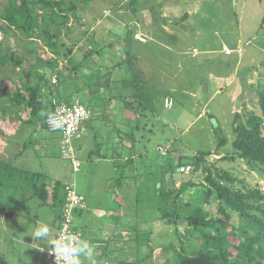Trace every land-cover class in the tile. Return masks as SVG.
Returning <instances> with one entry per match:
<instances>
[{"label": "rangeland", "instance_id": "374dc122", "mask_svg": "<svg viewBox=\"0 0 264 264\" xmlns=\"http://www.w3.org/2000/svg\"><path fill=\"white\" fill-rule=\"evenodd\" d=\"M73 2L78 8L77 19L70 17L67 23L69 33L61 28L59 43L72 50L71 57H74L75 62H80L87 51L97 50L99 52L100 49L105 51L101 56L94 52V62L89 66L92 71L85 70L83 67L79 73L81 72L85 76L88 72L99 70V74L94 75L97 79V76H100L106 69L105 78H107L108 75L110 76V70L117 66H112V60L108 58L107 61V57L117 56L122 57L123 60V56L124 59L129 58L126 56L127 51L131 56H133L132 54L138 56L139 60L130 57V67L136 77L134 92L136 94L144 92L148 98L144 101L141 96L143 103L139 108L142 116L138 123L134 120L133 129L128 130L129 136L124 139L134 143L137 155L133 166L137 169L134 173L136 177L130 176V187L122 190V194L131 196V199L127 200L128 203L125 204L124 211L128 206H131L130 211L135 214L134 221L138 228L137 232H139L137 244L138 250L140 249L137 264H172L173 248L179 250L182 242L184 247L188 246L190 239L187 240L188 236H186L185 227L182 224L175 228L168 223L169 220L164 222L155 219L158 216L157 212L153 210L156 207L155 185L162 177L161 174L163 175L161 166L163 167L166 162L173 165L170 183L175 189L186 182L196 184V187L188 188L181 195L185 200L190 196L198 200L197 194L201 192L203 186V174L200 171L181 174L175 166L178 163L177 160L191 158L198 151H210L212 154L207 158L208 162H215L219 168L232 171L235 175L240 174L250 182H258L264 189L263 179L256 172H249L244 162L236 160L227 164L217 161L219 156L217 155L216 129L220 128L222 135L227 139L226 146L219 152L227 153L232 151L231 143L235 138L233 121L236 114L241 116V122L246 121L243 116L245 109L257 116L261 114L260 106L257 103V89L249 91L244 77L249 65L245 63V59L243 62H239L237 67L239 72L235 76L233 65L237 60L236 55L224 57L220 53L206 55L201 52L220 51L222 43H226L228 49H232V38L229 39L232 36L235 39L240 37L244 41L251 40V46L243 47L248 51L259 47L260 43H264V0H262L263 5H259L258 0H87V5L78 0H73ZM242 2H245L244 7H240ZM154 26H157V30ZM162 26L167 27L170 34L159 31ZM145 29L156 30V37H160L162 43L159 45L133 42L131 33ZM139 37L142 41H146L142 35ZM123 39L126 40V44ZM90 43H92V49H89L88 44ZM83 45L89 47L83 51L81 50ZM190 47H195L199 51V57L188 60L187 56L178 55L179 51L185 52ZM39 53L42 55L41 50ZM110 53L112 56L108 55ZM147 55L151 57L152 62L146 60L148 62L143 63L141 59H145ZM158 56L161 58L157 59ZM47 57V54L43 55L44 59ZM117 57L115 58L117 59ZM30 59L31 64H37L34 56ZM104 59L106 60L104 61ZM246 59L250 58L246 55ZM63 61L65 59L60 57L59 63H62L59 65L60 68L66 66ZM35 68L37 67L35 66ZM256 69L259 68L256 66ZM11 70L12 68L9 69V71ZM135 71L138 73L136 74ZM129 74L126 73L128 76ZM260 74H264V69L253 74V83L264 82V76L262 77ZM16 75L18 74L16 73ZM145 79H147L146 83ZM110 84L112 87L113 83ZM146 85L149 91H145ZM109 89L111 90V88ZM100 92L103 93V90L101 89ZM78 94V97L81 98L82 93L78 92ZM105 96L107 97V95ZM165 99H168L167 103H165ZM91 108L92 111H95L93 107ZM200 112L201 116L198 117ZM11 118L12 122H7ZM97 118L98 116L93 115L92 122L95 123ZM15 121L11 115L0 117V159H3L2 152H6L4 144L8 148L10 144H14V146L17 144L21 147L24 142L30 143L32 137H35L33 139L38 136L41 138L56 137L54 133L45 129H33V126H30L32 128H20L18 123H14ZM38 123L41 122L38 121ZM136 125L137 129H135ZM89 140L93 141L92 136L75 142H88ZM166 145L169 146L167 156H161L155 151L156 147ZM121 153L124 156V152ZM54 157L50 168V171L53 168L51 177L55 178L60 168L64 167L60 177L57 178L59 179L58 183L61 184L60 181L64 180V176L71 172L70 166L60 158L59 153L54 154ZM40 162L45 163L43 160ZM8 165H13V163ZM90 168L94 170L96 176L92 179L85 177L84 184L86 185L88 183L91 185L96 179L104 180L102 185H105L114 173L111 165L103 163L93 164ZM1 171L5 172L0 168V173H3ZM10 171H12L11 168ZM115 172H117L116 176H113L115 179L105 187L111 188L110 184L114 185L121 179L118 171L115 170ZM5 173L8 174L7 171ZM168 174L170 173L168 172ZM79 175H82V169L77 177ZM1 179L4 181L7 178L1 177ZM49 181H51L50 178L47 182ZM166 181L165 179L164 183L168 187L169 180L168 183ZM22 182L21 178L20 183ZM169 186L171 185L169 184ZM6 189L8 187L5 186L0 189V196L8 194V192L5 193ZM77 190L80 193V189L77 188ZM92 192L93 190L90 188L89 194ZM97 195L101 196V193L98 192ZM104 195L110 196L113 193L110 194L106 191ZM95 200L99 207L105 204L102 197ZM209 202L205 208L209 215L214 217L217 204L214 200ZM121 204H124V200ZM48 208V206H42L38 211L44 214L47 210L49 211ZM53 210L54 208H52ZM39 213L38 217L46 218L49 215H39ZM229 222L237 227V215L232 214ZM169 245L172 248L168 249ZM149 253L150 257L144 258Z\"/></svg>", "mask_w": 264, "mask_h": 264}, {"label": "trees", "instance_id": "16d2710c", "mask_svg": "<svg viewBox=\"0 0 264 264\" xmlns=\"http://www.w3.org/2000/svg\"><path fill=\"white\" fill-rule=\"evenodd\" d=\"M78 1L87 5V0ZM77 10L73 0H0V117L11 115L14 120L22 122L18 115L20 111H14L18 110L17 103L28 116V121L24 125L34 126L40 121L42 129H45L44 123L53 112L54 101L63 100L57 91L43 93L44 81H49L46 80L45 72L48 69L55 71L57 84L66 86V83H71L74 88L77 86L75 76L81 74L79 71L84 62H88L94 52L95 54L97 52L87 51L82 61L75 62L74 57H71L72 50L59 43L61 28L69 33L67 23L71 16L77 19ZM131 38L135 41L134 33H131ZM123 41L126 44V40ZM251 44L252 42L248 46ZM39 50L42 51V55ZM45 54L48 55L46 59L43 58ZM32 56L37 61L36 65L30 63ZM126 56L129 58L126 57L124 59L126 62L123 63L131 70L130 52L127 51ZM60 57L65 59L67 65L58 70ZM16 73L18 75L15 76ZM93 75L96 76V73ZM131 76V81L123 82L122 90L135 83V75L132 73ZM111 82L108 79L97 80L88 86L87 93L96 98L99 91L109 87ZM67 87H64V90ZM257 95L260 116L245 109L246 113L243 115L245 122L240 121L239 114L234 118L235 138L231 143L232 151L219 152L226 146L227 139L222 135L220 128L216 129L219 156L217 161L230 164L240 160L246 164L249 172H256L264 181V83L257 87ZM54 96L56 100H52ZM141 96L144 101L148 98L144 92L127 98L121 94L128 112L134 116L137 123L142 116L139 108L143 103ZM137 127L136 125L135 129ZM211 154L210 151H198L191 158L177 160L175 166L179 169L181 165H190L192 172L200 171L203 174V186L201 192L197 194L198 200L193 196L185 200L181 196L188 188L196 187V184L186 182L175 189L170 183L173 165L166 162L160 167L163 176L155 185L156 207L153 210L158 215L155 219L164 222L169 220L168 223L175 228L182 224L188 236L187 240L190 239L188 246L184 247L182 242L179 250L173 248L172 264H264V189L258 182H250L240 174L235 175L232 171L219 168L215 162H208L207 158ZM131 165L132 161L125 163V167H131L132 171L137 170ZM0 168L8 172L7 174L1 171L3 173H0V187L11 184V181H7L9 176L16 181V168L2 161ZM1 177L7 179L3 181ZM29 179L30 184L36 188L35 180L38 176L34 174ZM165 179L167 183L169 180L171 186L168 184L166 187ZM61 187L58 182L54 184V198L57 195L56 191ZM38 195L43 201L44 195ZM210 200L217 204L214 217H211L205 208ZM232 214L237 215V227L229 222ZM136 239L138 243L139 232ZM167 248L172 246L169 245Z\"/></svg>", "mask_w": 264, "mask_h": 264}, {"label": "crops", "instance_id": "0c3cea01", "mask_svg": "<svg viewBox=\"0 0 264 264\" xmlns=\"http://www.w3.org/2000/svg\"><path fill=\"white\" fill-rule=\"evenodd\" d=\"M258 4L263 5V2L258 0ZM244 6L245 2H242L240 7ZM258 11H256V13H258ZM154 27L156 29L157 26ZM156 30L145 29L144 31L134 32L135 41L133 42L138 40L137 43H152L160 45L162 43V39L160 40V37H156ZM159 31H164L166 34H170L169 29L165 26H162ZM139 35H142L146 41H142ZM230 38H232V49H228V45L226 43H222V45H220V51L201 52L206 55H212L211 53H220L224 57H232L233 55H236L237 60L233 65V72L235 76L239 72L237 70L239 62H243L245 59V63L249 65L248 70H246V73L244 74L249 87L247 89L249 91L257 89V87L264 82H256L257 84H255L252 82V78L253 74L261 69H264V56H262V54H264V43H260L259 47H255V49L248 51L246 48L249 46L246 45V42L250 40L246 39L244 41V39L240 37H236L235 39L233 36L229 37V39ZM91 44L92 43L88 44L90 47L83 45L81 50L84 51V46L92 49ZM225 49L232 51V54L226 55L224 53ZM102 52H105L104 49H100L97 53L98 56H101V54H103ZM108 55L112 56V53ZM132 55L133 56L130 55L131 58L139 60L138 56L134 54ZM178 55H181V57L187 56V59L190 60L192 58L199 57V51L195 47H190L185 52L183 50H181V52L179 51ZM246 55L250 59H246ZM115 57L112 56L106 58L107 61L108 58L109 60H112V66L117 65L110 70V76L108 75L107 77L108 80L112 81L111 83H113V85L110 87L111 84H109V87L103 88V93L100 92L98 97L95 96L96 98L91 97V95L87 93L89 91L87 88L97 79H107L105 78L107 73L106 69L101 74L103 76H97V79L94 78V72H88L85 76L82 73L77 77L75 76L77 85L75 86L76 89L71 83H66V86H68L66 90L68 91L64 90V87H66L65 85L60 83L57 84L58 79L56 78L55 71L48 69L45 72L46 80L49 81H44L45 86L42 87L44 94L51 92L56 93L57 91L63 99L62 101L65 100L64 102L71 104L72 102L78 100L91 111L92 116H98L95 123L92 122V116L85 123L84 126L86 133L81 138L83 139L84 137L92 136L93 141H73L75 154L81 162L80 170L77 173H74L69 162L63 159L69 164L71 172L67 176H64V180L60 181L61 184H59L62 187L59 191H56L57 195L55 198L53 197L54 184L58 182L59 179L57 178L60 177L64 169V167L60 168L61 172L59 171L55 178L51 177V174H53V168L52 171H50L51 162L54 161V154L56 155V153H59L58 134H54L56 137L53 136V138H41V136H38V138L33 139L35 137H32L31 142L28 143L29 146L26 142H24L21 147L17 144V147L16 145L14 146V144H10L9 148L6 144L3 145L6 152H2L3 159H0V161L7 164L13 163L12 166L17 169V178L16 181L10 179L7 180L11 181L10 185L5 186L8 187L5 191V193L8 192V194L0 196V264H52L47 258V250L50 247L48 245V241L44 240L38 242L29 235H31L34 230V226L38 227L42 222H46L52 230V238L56 237L59 228V217L65 203V184H72L75 188L77 187L80 189V193H78L85 198V209L76 210L74 212L72 225L81 239L87 240L94 246V259L96 264H136L137 259L140 257H138L140 249L138 250V244L136 242L138 228L136 227V222L134 221L135 214L130 211L131 206H128L126 211H124L126 208L125 204L128 203L131 196L122 194V190L127 189L130 187L129 185H131L130 178L127 180L126 176H133L134 173H136L135 170L132 171L129 167H125V163L132 161L133 165L131 166L133 167L137 155L134 149V143L132 144V142L124 140L125 138H128L127 136H129L128 134L130 132L128 130L133 128L132 124L135 123V118L128 112L127 106L123 101L121 94L125 96L124 98L131 97V95L136 94L134 92L136 84L132 83V85H129L127 89L122 90L123 82L127 80L131 81L132 76L129 73L133 72L134 74V71L127 70V65L123 63L124 56L123 60L122 57H117V59ZM159 58H161V56H158L157 59ZM106 59H104V61ZM143 59H141L143 63L148 61L152 62L151 57L148 55L144 60ZM63 62L67 65L66 61ZM92 62H94V58L90 57L88 62H84L83 64L84 69L92 71L89 67ZM58 64L61 65L62 63ZM100 66L102 65L100 64ZM256 66L259 69H256ZM62 68L63 67H59L58 70ZM95 73L99 74V70H96ZM126 73L129 74V76L126 75ZM261 76L263 77L264 74ZM53 78L56 80L55 84L52 82ZM146 80L147 79H145V83L147 82ZM109 88H111V90ZM146 88L147 85L145 86V91H149V88ZM78 92L82 93L81 98L78 97ZM105 95H107V97ZM52 100H56L55 96ZM167 100L168 99H165V103H167ZM91 107H93L95 111H92ZM16 108H18V110L14 111H20L18 115L21 117L22 122L15 121L14 123H18V127L20 128H32L30 125H24L25 122L28 121V116L24 113L25 110L17 103ZM248 112H250V110ZM245 113L246 111H244V114ZM199 116H201V112L198 114V117ZM7 122L11 123L12 119L7 120ZM33 128L42 129V124L37 122ZM121 152H124V156H122ZM40 160L45 161V163H41ZM101 163L112 166L114 172L112 174V178L107 180L105 185H102L104 180L99 179L93 181L91 185L90 183L87 185L84 184V181H86L85 177L92 179L96 176L94 170H92L90 166ZM81 169L82 175L77 177V174L81 172ZM115 170L118 171L120 176L124 175L123 178L120 181H117V183H114V185L110 184L111 188L105 187L108 183H111L115 179V177H113L117 174ZM32 173L38 176V179L35 180L36 188L30 184L31 181L29 177ZM161 176L163 175L161 174ZM21 178L23 180L22 183H20ZM48 178H50L51 181L47 182ZM1 188L3 189V186H1L0 189ZM90 188L93 190L91 194H89ZM40 190L41 192H39ZM106 191L110 194L113 193V195H104ZM98 192L101 193V196L97 195ZM38 194H40V196L44 195L43 201L39 198ZM98 197H102V200L105 202V204H102L101 207H99L97 202H95V199ZM123 200L124 204L122 205L121 203H123ZM42 206H48L50 212L47 210L48 212L46 211L44 214L39 213L38 209ZM52 208H54L53 211ZM38 213L39 215H49L46 216V218H44V216L38 217ZM10 226H12V228H10ZM150 255L151 254L149 253L148 255H145L144 258H146V256L150 257ZM141 258L143 257L141 256ZM84 264H90V261L85 260Z\"/></svg>", "mask_w": 264, "mask_h": 264}, {"label": "built area", "instance_id": "2783aa9c", "mask_svg": "<svg viewBox=\"0 0 264 264\" xmlns=\"http://www.w3.org/2000/svg\"><path fill=\"white\" fill-rule=\"evenodd\" d=\"M251 41H247L246 45H249ZM226 55L232 54V51L225 49ZM53 84L56 83L55 78L52 80ZM51 115H55L63 119V126L60 129L53 130L49 124V117L46 119L44 125L45 130L50 133L58 134L59 136V154L60 157L69 162L71 169L74 173L80 170L81 162L77 158L73 141L81 139L85 133V123L91 118V111L80 101L76 100L72 104H68L62 101H54V109ZM169 146H158L156 151L161 156H167ZM181 174H188L192 172L190 165H181L178 169ZM65 203L62 209L61 217L59 219V228L55 238L60 235L76 234L79 238V234L75 231L72 225L73 214L76 210L85 209L86 202L84 196L79 194L72 184L64 185ZM53 249L49 247L47 250V258L52 264H59L56 262L55 256L52 253Z\"/></svg>", "mask_w": 264, "mask_h": 264}, {"label": "clouds", "instance_id": "9594fccd", "mask_svg": "<svg viewBox=\"0 0 264 264\" xmlns=\"http://www.w3.org/2000/svg\"><path fill=\"white\" fill-rule=\"evenodd\" d=\"M49 124L53 130L62 128L63 119L55 115L49 116ZM31 236L35 241H48V245L53 249L56 262L59 264H96L94 259V246L87 240L79 238L76 234L60 235L52 238V230L48 223L42 222L38 227L34 226Z\"/></svg>", "mask_w": 264, "mask_h": 264}]
</instances>
